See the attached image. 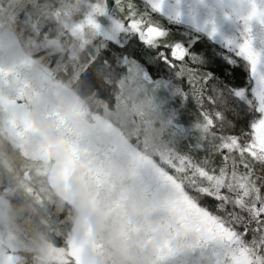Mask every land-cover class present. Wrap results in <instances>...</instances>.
<instances>
[{
    "label": "clouds",
    "instance_id": "1",
    "mask_svg": "<svg viewBox=\"0 0 264 264\" xmlns=\"http://www.w3.org/2000/svg\"><path fill=\"white\" fill-rule=\"evenodd\" d=\"M0 0V258L3 264H212L158 151L151 104L113 103L78 71L87 18L55 0ZM30 13L63 26L47 53L23 23ZM65 214L66 224L57 223Z\"/></svg>",
    "mask_w": 264,
    "mask_h": 264
},
{
    "label": "trees",
    "instance_id": "2",
    "mask_svg": "<svg viewBox=\"0 0 264 264\" xmlns=\"http://www.w3.org/2000/svg\"><path fill=\"white\" fill-rule=\"evenodd\" d=\"M92 1L105 3L112 15L124 23L129 22L126 9H123V5L117 0ZM124 2L127 3L129 0ZM130 2L140 16L167 32V40L170 43H179L188 50L187 66L197 68L203 74L202 82L196 83L199 80L197 76L191 83L187 73L181 75L180 66H173L170 61L165 60L162 53L168 50L164 46L148 45L140 41L136 35L130 36L123 44L103 39L96 40L92 48L84 52L76 76L102 100L107 99L115 103L122 88L120 82L128 76L130 70L124 65L125 58L139 64L154 81L159 80L167 84L168 93L162 97L166 100V106L176 111L178 122L188 132L187 137L180 139L174 146L175 153L196 161H203L207 157L212 162L211 167L218 170L224 163L223 156L229 153L227 150L212 151L215 137L212 139L204 131L205 114L213 120L211 131L215 132L216 137L242 136L251 131L253 122L257 120L259 114L252 104H249L252 108L248 107L235 94L237 91H244L250 99L247 102L253 103L250 98L253 80L249 64L200 32L188 30L169 20L143 0ZM28 14H24L23 21ZM31 19L39 29L44 28L45 22L47 24L50 22L49 17L43 22L39 17L32 15ZM40 39L42 35L37 38ZM183 142L186 145H182ZM235 155L238 158V153ZM253 163L257 176L264 177V165ZM239 171H244L242 165ZM261 183H264V180L257 181L258 185ZM208 203L211 204L212 201L209 200ZM57 223L62 225L67 223L65 214L57 217ZM246 238L251 240V233Z\"/></svg>",
    "mask_w": 264,
    "mask_h": 264
},
{
    "label": "snow or ice",
    "instance_id": "3",
    "mask_svg": "<svg viewBox=\"0 0 264 264\" xmlns=\"http://www.w3.org/2000/svg\"><path fill=\"white\" fill-rule=\"evenodd\" d=\"M117 2L126 9L127 21H130L127 26L131 30L139 33L148 45L164 46L168 51L162 53L163 58L173 66H180L181 75L187 73L191 83L197 76L199 80L196 83L202 82L203 74L197 68L187 66L188 50L183 45L170 43L167 32L140 16L130 0L127 3L124 0ZM162 2L158 0L155 7L159 9ZM255 18H260L264 23V9L257 7L253 0L251 11L243 19L248 24ZM87 22L95 26L91 16ZM120 26L123 27V24ZM240 52L250 61L255 74L262 59L252 47L250 39L240 45ZM259 78L264 82V72L260 73ZM260 101L259 110L264 113V92L260 93ZM205 121V133L215 137L212 151L227 150L229 153L223 156V165L217 170L211 167L212 162L207 157L203 161H196L188 156L163 154L162 160L168 169L163 175L180 192L181 203L194 218L195 230L202 234L205 242H219L221 252L218 264H264V183L257 184L264 177L257 176L253 163L264 165V117L259 118L251 131L242 136L216 137L215 132L211 131L213 120L208 114H205ZM217 140L219 143H216ZM241 165L243 172L239 171ZM169 169L174 170V174H170ZM249 233L251 240L246 238ZM72 255L77 257L79 264L78 250L74 249Z\"/></svg>",
    "mask_w": 264,
    "mask_h": 264
},
{
    "label": "rangeland",
    "instance_id": "4",
    "mask_svg": "<svg viewBox=\"0 0 264 264\" xmlns=\"http://www.w3.org/2000/svg\"><path fill=\"white\" fill-rule=\"evenodd\" d=\"M143 1L169 20L186 27L188 30L200 32L213 42L221 45L228 52L244 59L250 66L253 80L250 92V98L253 100V103L247 102L249 98H247L244 91H237L235 94L248 107H251L249 104H252L256 108L259 114L257 120L264 117V113L259 110L261 102L260 93L264 92V82H261L259 78L260 73L264 72V23H261L260 18H255L246 24L243 19L251 11L253 0H163L159 9L155 7L158 0ZM40 2L46 7L54 6L47 1L40 0ZM55 3L60 6L59 11L65 18L83 20L91 16L95 20V26L90 28L87 36L84 38V52L89 51L93 43L98 39L123 44L130 36L136 35L140 41L145 43L139 33L127 26V23H130V21L124 23L119 20L112 15L103 2L92 0H55ZM255 4L257 7L264 9V0H255ZM98 8L102 9V11L98 10ZM48 17L50 18V22L48 24L47 22L44 23V28H42L44 31L37 28V25L31 19L30 13L26 16L23 23L32 33H35L37 38L42 35V39L37 40V53L41 55L47 53L52 60V64L55 66L59 62V57L52 50L53 45L50 41L60 33L63 26L55 15H49ZM120 24H123V27ZM246 39L251 40L252 47L260 54L262 59V63L258 65L255 74L253 73L250 61L240 52V45ZM124 62V65L130 70L127 73L128 76L120 82L122 88L118 100L124 97L125 94L146 99L151 104L156 117L154 128L162 130L159 136L158 151L161 154L177 155L174 151V146H176V143L180 139L187 137L188 132L178 122L176 111H173L171 107H167L166 100L162 97V95L168 93L167 84L159 80L154 81L146 70L131 59L125 58ZM77 73L78 71H74L73 74L77 75ZM169 105L173 106L170 103ZM211 138L213 139L214 137ZM182 145H186V143L183 142ZM169 171L170 174H174V170L169 169ZM207 252L212 259V264H218L219 255L216 253V250L209 247L207 248ZM0 264H3L2 258H0Z\"/></svg>",
    "mask_w": 264,
    "mask_h": 264
}]
</instances>
